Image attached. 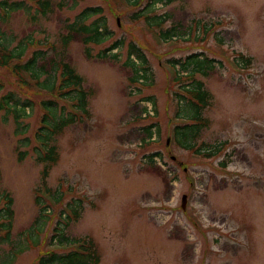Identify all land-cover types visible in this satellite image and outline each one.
<instances>
[{"label":"rangeland","instance_id":"374dc122","mask_svg":"<svg viewBox=\"0 0 264 264\" xmlns=\"http://www.w3.org/2000/svg\"><path fill=\"white\" fill-rule=\"evenodd\" d=\"M49 2L44 17L32 0H24L29 11L23 7L7 16L0 8V37L10 50L26 44L19 64L36 50L47 57L64 51L93 95L88 117L56 138L59 159L45 179L50 194L42 189V164L34 153L40 102L50 95L29 73L20 74L21 83L12 64L0 66V99L11 93L19 104H31L18 109V118L0 108V195L13 200L10 241L0 242V264H35L52 248L48 239L59 210L77 201L82 210L66 232L92 239L99 264H264V0H173L153 7L149 0L133 7L125 0ZM88 7L100 8L88 22L101 18L109 37L90 45V59L74 34L66 47L61 42L69 35L66 25ZM144 16L163 22L156 26L149 19V26ZM170 28L175 33L162 41L160 34ZM119 41L106 59L97 58ZM130 44L146 59L145 85L130 82ZM114 53L118 59H109ZM195 54L213 60L206 75L193 74L211 95L202 112L207 126L195 141V147L219 148L210 158L180 148L173 135L182 123L175 78L185 74L183 65L173 63ZM243 59L249 64L241 66ZM43 63L48 69V60ZM155 153L151 164L148 157ZM55 190L62 201L44 217L34 198L50 204ZM4 204L0 200V208ZM39 216L44 218L35 224ZM31 230L39 244L26 247Z\"/></svg>","mask_w":264,"mask_h":264},{"label":"trees","instance_id":"16d2710c","mask_svg":"<svg viewBox=\"0 0 264 264\" xmlns=\"http://www.w3.org/2000/svg\"><path fill=\"white\" fill-rule=\"evenodd\" d=\"M37 6V13L42 17L46 16L48 12L51 11L49 0H32ZM132 7L137 5L139 0H125ZM173 0H149L150 7L159 3L162 6H167L172 3ZM24 0H3L0 2V8L6 11V15L10 11L20 10L23 7L29 6L24 5ZM27 10V8H25ZM100 8H85L83 9L76 18L66 25L69 35L61 37V42L63 47H66L70 41V36H77L78 40L83 44L84 54L90 59L92 56L90 54V45H101L106 41L108 33L104 22L99 20H92L88 22L93 15H100ZM5 15V14H4ZM134 17H138L136 14ZM147 21L150 19L154 21L156 26H159L163 21L159 20L160 17L153 16L151 18L144 16ZM149 22V21H148ZM152 26L153 23H148ZM174 28H170L163 31L160 35L162 41H166L170 36L174 34ZM119 42L112 45L110 49L103 50L97 55L98 59H106V53L118 46ZM6 45H9L3 38L0 37V66L7 67L12 64L11 71L16 75L21 83L24 80L20 78V74L29 73L30 77L36 83V86L40 90H44L50 95V98L41 101L40 106L43 110V116L40 119V125L38 126L34 137L36 139L37 145L34 147L35 160L37 163L42 164V169L40 173L42 181V189L45 192L50 193V189L46 186L45 179L48 176L51 166L55 165L59 159V154L55 144L57 136L63 133V130L70 124H74L87 118L89 113L87 110L88 100L93 95V90L91 88L84 87L83 78L78 75L75 69L65 60L64 51L56 52V55L52 57H47L46 53L42 50H36L33 52L32 56L23 64H19L20 59L25 52V45L23 42L17 44L12 50L8 49ZM134 57L132 59L131 57ZM201 57V58H200ZM202 54H195L188 56L183 63L175 61L174 65H183L182 73L184 75H177L175 78L176 84H178L180 91L176 92L174 95L176 99L182 103V107L178 108L177 118L184 120L181 125H177L173 129L174 139L177 146L184 150L191 151L196 155H201L204 158H210L211 156L218 155L219 148L214 146V148L208 147L203 149V146L195 147V141L199 137L203 128L207 126V120L202 116L204 109L210 105L211 95L204 89L201 81L193 78L194 73H200L201 75H206L205 69H210L212 67L213 60L208 58H202ZM48 60L50 66L48 69L45 68L43 61ZM109 59L117 60L118 55L116 53L111 54ZM170 63V61H168ZM40 64V65H39ZM146 59L141 51L133 44L129 45L128 58L125 65L130 68L132 75L130 77V82L133 85H145L147 82V68ZM249 64L248 59H243L241 66ZM237 65L239 63L237 62ZM188 76L189 79L182 80L184 76ZM44 76L42 81L40 77ZM147 85V84H146ZM66 102V106L69 105L70 110L66 112L65 105L58 108V102ZM31 104L29 102H19L13 98V94L9 93L6 96H2L0 99V108L5 107L7 112L11 111L14 113V117L18 118L21 115L18 114V109H28ZM56 111H59L57 113ZM59 114V115H57ZM151 127L146 128V137L150 139L154 132L151 131ZM27 141V140H23ZM30 141V140H29ZM24 142V145L29 144ZM157 154H151L148 158L151 164H154L153 158ZM223 165V162L220 163ZM39 191V190H38ZM51 194V193H50ZM53 202L52 204H45L40 200L39 196H35L34 203L40 207L42 216L45 217L50 210H54L56 205L62 201V195L55 190L52 194ZM5 201V207L0 208V242L9 243L10 232L12 229L13 220V210L12 204L13 200L8 193H2L0 199ZM76 203V204H75ZM73 205L67 203L64 209L58 212V221L53 227L52 235L48 239V245L60 247H69L66 252H58L54 249H47L41 253L35 264H99V254L96 250L95 244L90 238H74L67 234V229L69 224L79 217V213L82 210V204L80 201L75 202ZM49 210V212H48ZM65 211H68L66 213ZM46 213V214H45ZM38 217L39 219L35 222L38 224L42 221L44 217ZM34 224V225H35ZM44 223H41L40 227L34 228L36 234L42 232V227ZM31 230L28 238L26 239V247L30 244L38 245V240L36 234ZM14 250V249H13ZM24 250L19 248L14 252L21 253Z\"/></svg>","mask_w":264,"mask_h":264},{"label":"water","instance_id":"95a60500","mask_svg":"<svg viewBox=\"0 0 264 264\" xmlns=\"http://www.w3.org/2000/svg\"><path fill=\"white\" fill-rule=\"evenodd\" d=\"M184 199H185V196H183V198H182L183 202H184Z\"/></svg>","mask_w":264,"mask_h":264}]
</instances>
